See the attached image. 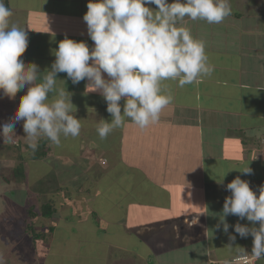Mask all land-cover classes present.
<instances>
[{
  "label": "crops",
  "instance_id": "1",
  "mask_svg": "<svg viewBox=\"0 0 264 264\" xmlns=\"http://www.w3.org/2000/svg\"><path fill=\"white\" fill-rule=\"evenodd\" d=\"M30 1L37 2L35 13L42 15L41 21L47 18L36 34L42 37L38 51L51 49L45 50L42 62L54 57L53 48L58 49L51 46L53 36L86 42L90 49L94 46L83 21L89 0H24V6L11 4V0L4 3L11 10L14 4L30 13ZM247 4V12H232L220 24L188 18L178 24L205 42L214 71L201 82L184 87L177 81H165L174 99L162 110L158 122L141 129L126 118L125 125L106 139L94 133L96 142L86 144L72 173L69 156L52 155L66 163L62 170L67 168L75 183L84 173V180L74 188L66 184L65 177L56 180L54 194L67 197L66 191L73 190L68 199L76 198L78 204L76 200L62 204L72 206L79 216L67 220L69 223L59 220L55 227H66L67 236L57 243L52 230L46 243L52 261L38 262L36 247L30 252L31 264H231L237 253L226 246H240L251 253L253 238H241L233 227L238 222L252 226L250 222L229 215L225 219L230 227L225 233L219 219L225 198L231 195L226 185L233 179L248 180L257 194L264 185V0H247ZM58 21L65 30L53 27ZM39 70L45 71L44 67ZM60 78L73 93V112L91 116L87 119L96 127L101 119L111 121L99 92L73 85L67 75ZM120 103L123 106L124 100ZM122 166L128 168V174L142 175L151 184L149 204L133 198H117L111 208L98 203L103 195L111 199L112 193L120 191H114L109 178ZM247 166L253 170L250 175L240 172ZM86 173L95 175L94 180H88ZM100 175L106 179L99 180ZM88 181L96 191L90 198L87 193L80 199V191H91ZM118 187L128 192L123 197L131 193L128 187ZM79 217L87 218L81 223ZM231 235L236 236L234 243ZM248 264H264V259Z\"/></svg>",
  "mask_w": 264,
  "mask_h": 264
},
{
  "label": "clouds",
  "instance_id": "2",
  "mask_svg": "<svg viewBox=\"0 0 264 264\" xmlns=\"http://www.w3.org/2000/svg\"><path fill=\"white\" fill-rule=\"evenodd\" d=\"M87 9L83 21L94 46L90 49L86 42L65 37L54 52L50 70L41 73L37 64L22 59L28 32L10 25L13 12L0 0V93L15 99L27 86L14 116L0 126L3 142L12 141L20 121L33 151L41 137L60 146L61 137L79 136L82 125L73 115V93L57 87L58 81L65 84L57 79L59 73H66L73 85L87 80L86 91L99 92L106 101L112 119L100 120L97 133L101 140L123 127L126 118L141 129L155 124L174 99L165 81H177L184 87L214 71L205 42L178 24L185 18L220 24L232 13L229 0H89ZM240 172L250 175L253 170L247 166ZM226 189L231 195L225 198L219 216L223 231L227 233L230 227L225 218L234 215L252 225L238 222L233 226L235 233L253 238L250 254L243 247L226 246L237 253L231 264L264 259V185L257 194L248 180L237 176ZM229 239L234 243L236 236Z\"/></svg>",
  "mask_w": 264,
  "mask_h": 264
},
{
  "label": "rangeland",
  "instance_id": "3",
  "mask_svg": "<svg viewBox=\"0 0 264 264\" xmlns=\"http://www.w3.org/2000/svg\"><path fill=\"white\" fill-rule=\"evenodd\" d=\"M242 1H244V4ZM13 2L18 5L23 4V6L25 4L24 0H11L10 3L12 4ZM168 2L171 3L172 0H168ZM229 2L232 12H235V14L242 11H248L247 0H229ZM29 3L32 4L31 11H29L30 13H27L24 9L18 8L20 5L13 4L14 10H12L13 15L10 18V25L15 24L28 32V46L22 57L25 63H35L39 66V69L44 67V70H50L52 63L55 60L54 51L57 49L54 50L53 48V52L51 51L53 54L52 56L54 57H50L44 62L41 61V58L47 53L45 50L50 52L51 49L47 47L42 49V51H38V44L39 41H42V37L40 35L39 39L36 34L38 30H42V22L47 18H44V20L41 21L42 15L35 13L37 10V2L30 1ZM148 6L154 10L156 9L155 5ZM69 10L72 11V9ZM53 27L57 30H65L63 29L61 21L56 22ZM65 37L67 36H64V38L53 36L51 39V46L53 44L58 46L59 42L65 39ZM37 55L39 58H37ZM43 72L44 71H41V73ZM60 75L67 74L59 73L57 76L58 80H62ZM58 83V88H64L61 81H58ZM87 83V80H84L77 84V86H80L79 88H86ZM64 85L68 89V83L65 82ZM26 91L27 86L24 90L16 94L15 99H8L0 93V126L8 122V120L14 116L19 106L20 98L26 94ZM73 115L75 118L81 120L82 127L79 136L75 138H72L71 136L67 138L61 137L60 146L50 142V151L43 159H41V161H35L30 157L31 148L29 147L26 134L23 131V121L16 123L14 129L16 136L13 137L11 142H3L0 140V258H2L3 264H31L32 260L30 252H32L31 250H35L36 247L37 261L51 262V255L46 254V243L51 239V229H53L56 238L55 243H57L60 238L64 239L67 236L66 227H55L60 223L59 220L62 221L63 219L64 222L69 223L70 221L67 222V220L74 221V216H79L78 213L74 214L72 206L62 204V201L68 203L69 201L72 202L73 200H76V198L68 199L71 195L73 197L74 193H72V189V191H66L67 197H64L63 193L58 197H55L54 195L57 192L56 180L58 181L65 177L66 184L70 185L71 188H74V186H79L85 177L84 173H80L81 176L77 178L78 181L75 183L72 175L68 173L69 170L67 168L62 170L63 165H66V163H63L61 161L62 159L59 160L52 155L55 156L56 153L64 157L69 156V159H71L69 167L71 168L74 166L73 163L76 158L80 157L85 150L84 148L86 147V144H88L89 141L94 143L97 139L94 137V133L97 132L95 122L87 119L91 116L82 115V112L80 111L73 112ZM88 138L90 140H88ZM40 139H45V137H41ZM39 140L37 141L38 144ZM19 161L23 165L24 173L22 177L15 178L13 170L16 165L19 164ZM121 169H123V171ZM127 169V167L122 166L119 169V172H117V175L110 176L109 181H112L115 184L114 191H120L117 192L118 197H116L117 194L114 195L112 193L111 199H107V197L103 195L101 199L98 200V203H100L102 207H114L119 201L117 198H133L143 200L149 204V201L151 200V191L147 190H149L151 184L147 180H144L142 175L128 174ZM84 170L85 167L82 168L83 172ZM94 170L95 169H93V171ZM99 171L100 170H97L96 173ZM72 172L73 168L70 169V173ZM86 175L88 180H94L95 175L94 177L88 173H86ZM102 177L105 178V176L100 175L99 180ZM119 177H121V180ZM90 181H88L89 183L86 184V186L92 184L89 187L91 188V191H80V199L83 198L84 194L89 193L88 196L90 198L95 193L96 188ZM103 183L104 182H100L99 184L101 185ZM119 184H121L124 189L128 187L126 189L127 191L130 190L131 193L126 197H123L122 193L128 192H125L123 188L118 187ZM134 186L138 189H134ZM79 201L78 199L76 200L77 204ZM81 202H83V200H81ZM96 203H93V206H97ZM44 204H49L55 209L54 214L46 219L40 215V208ZM111 215L118 214L111 213ZM80 218L81 223H83L87 217L84 219L83 217H79V220Z\"/></svg>",
  "mask_w": 264,
  "mask_h": 264
},
{
  "label": "trees",
  "instance_id": "4",
  "mask_svg": "<svg viewBox=\"0 0 264 264\" xmlns=\"http://www.w3.org/2000/svg\"><path fill=\"white\" fill-rule=\"evenodd\" d=\"M50 142L51 141L48 140L47 138L40 139L37 149L35 151H33L32 149L30 150L31 151V155H30L31 159H33L35 161H41V159H43L48 154V152L50 151V148H51L49 145ZM23 173H24L23 165L19 161V164L16 165V167L13 170V175L15 178H19V177L23 176ZM40 210H41L40 215L44 219L53 215L54 211H55V209H53L52 206L49 204H44L43 206H41ZM51 230H53V229H51Z\"/></svg>",
  "mask_w": 264,
  "mask_h": 264
}]
</instances>
